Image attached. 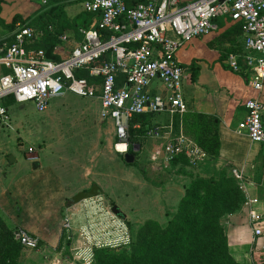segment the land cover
Listing matches in <instances>:
<instances>
[{
    "label": "built area",
    "instance_id": "2783aa9c",
    "mask_svg": "<svg viewBox=\"0 0 264 264\" xmlns=\"http://www.w3.org/2000/svg\"><path fill=\"white\" fill-rule=\"evenodd\" d=\"M39 1L41 11L49 7L50 0ZM81 6L89 23L77 26L81 39L60 59L47 57L45 49L33 46L45 31L29 21L16 20L9 34L0 37L1 123L9 119L3 103L9 97L17 103L31 101L42 112L51 98L70 91L100 101L101 118L113 126L115 151L128 152L131 129L140 130L141 137L164 141L154 159L165 168L183 156L197 165L205 152L182 133L172 132L173 118L187 111L182 95L187 68L177 52L187 41L217 30L220 19L242 23L244 32L241 51L228 53L224 66L240 75L250 73V85L256 90L264 85V0H146L132 5L124 0H81ZM46 30L60 43L73 40L66 31L55 34L52 24ZM77 70L88 77L76 76ZM154 80L162 82V92H150ZM243 104L246 116L240 129L252 142L264 144L262 103L250 98ZM162 114L169 116L168 122L142 125L138 119ZM118 146L125 150L118 151ZM233 175L240 182L241 175L235 170ZM256 202L246 198V203ZM248 216L255 235H260L255 224L264 213L251 208ZM65 222L68 226L69 218ZM15 230L22 246L39 248L37 237L22 228Z\"/></svg>",
    "mask_w": 264,
    "mask_h": 264
},
{
    "label": "crops",
    "instance_id": "0c3cea01",
    "mask_svg": "<svg viewBox=\"0 0 264 264\" xmlns=\"http://www.w3.org/2000/svg\"><path fill=\"white\" fill-rule=\"evenodd\" d=\"M1 1L0 18L4 23L9 24L16 14L21 15L23 12L21 11L22 0ZM124 1L132 5L138 1L146 0ZM54 3H59V1ZM31 4L37 5L34 2ZM80 4L81 0H71L64 5L63 10L69 21L75 22L74 19L79 16ZM39 12L41 10L37 13ZM88 23L86 18L80 23L75 22V30L71 28L63 30L70 34L73 40L70 43L56 41L50 50L51 55L56 56L55 59L65 56L70 48L81 39V35L77 32V26H87ZM238 30V24H234L228 19L223 21V25L219 26L218 24L217 30L204 37L193 38L179 48L177 58L187 68L182 81V95L187 105V111L181 117L173 118L172 132L174 135L182 133L198 145L206 154L204 163L207 167L212 166L215 170L226 168L233 177V170L241 175L240 182L234 178L244 195V200L238 210L227 214L224 218V222L227 224L229 252L239 264H264V219L255 224L261 230L260 235H255L248 216V211L251 208L260 214L264 213V144L252 142L245 130L240 129L239 126L246 116L243 103L250 98L258 99L262 103L264 125V85L260 90L254 89L250 85L252 79L250 73L246 75L235 73L220 61L219 49L221 47L232 42V38L243 40V35L240 37ZM10 31L11 28L0 24V37L8 35ZM224 32H227L230 37L228 38L227 35L223 37ZM43 37L44 34L33 43V46L46 49ZM191 62L197 66V73L194 77H192V68H190ZM162 89V86L160 88L155 87L154 84L150 86L151 93L162 92ZM10 104L6 105L7 111ZM66 109L67 107L64 105L55 109H49L47 106L41 113L47 110L46 118H48L64 114ZM164 115L166 116L164 118H161V115L151 117L145 115L144 123L147 121L166 123L169 121V116ZM95 123L94 131L97 133L102 132L106 126L108 127L102 133L105 135L108 153L111 152L113 150L112 124L110 121L103 120L101 116ZM106 123L108 124L106 125ZM43 126L46 127L45 124ZM136 132L139 131H134V133ZM163 142L162 140L154 141L156 146L151 152L153 156L158 153V148ZM133 145L136 149L141 150L139 143ZM63 146H65L63 142H59L56 146L51 142L45 148L36 147L29 151L31 148L29 147L23 158L24 169L13 177L9 176L6 169H0V219L11 227L16 225L17 227L15 226L14 229H25L37 237L39 248L36 251L52 252L59 249L57 246L62 234L60 224L64 209L69 212L70 217L77 213L86 218V215L89 214L88 210H83V212L80 210L81 207L89 203L88 201L72 202L71 198L77 192L87 190L92 184H96L99 189L98 193L100 191L106 193L105 189L100 188L99 181L102 180L87 163V161L93 160V156L96 160V155L93 152L97 146L93 145L92 151L83 152L82 157L75 153L73 148V157L64 154ZM53 150H57L59 154L54 153ZM114 152L124 159V153ZM159 155L161 157L162 153ZM12 157L13 160H9L16 163L18 158ZM208 163L211 165H207ZM175 165L192 167L185 156L175 159L171 166ZM246 198H256L257 202L246 203ZM56 256L60 258L59 255Z\"/></svg>",
    "mask_w": 264,
    "mask_h": 264
},
{
    "label": "rangeland",
    "instance_id": "374dc122",
    "mask_svg": "<svg viewBox=\"0 0 264 264\" xmlns=\"http://www.w3.org/2000/svg\"><path fill=\"white\" fill-rule=\"evenodd\" d=\"M22 2L23 12L21 15L16 14L20 19L29 21L41 10L39 0ZM33 2L37 5L31 4ZM79 9L80 14L74 21L80 23L86 18L88 21V14L82 10V6ZM240 44L242 45L241 42ZM152 83L157 88L162 86L160 80ZM61 104L67 107L66 113L48 118L47 110L38 112L31 101L10 104L9 119L6 123L0 122V169H6L11 177L22 171L25 167L23 158L29 147L45 148L51 142L55 146L63 142L64 154L73 157V148L82 157L83 152L92 151L91 147L95 145L97 148L93 153L96 160L93 156V160L87 163L102 180L99 181L100 188L105 189L106 193L100 191L96 196L82 200L81 203L89 202L80 209L81 212L90 211L86 218L77 213L70 217L69 212L64 209L60 224L62 243L58 250L52 252L36 251L37 249H29L19 244L7 249L4 243L7 242L9 231L16 225L11 227L0 219V264H99L103 255H119L122 246L128 247L131 243H136L138 232L147 221L157 222L163 227L170 219L179 215L181 199L186 190L192 189L193 183H197L196 189L202 199L222 186L230 190L226 191L227 197L221 195L217 201V214L220 216L218 224L227 240V224L224 218L229 211L220 212V207L231 208L232 212L238 210L242 203L236 179L226 168H209L204 163L205 159L192 167L170 165L165 168L151 153L156 146L155 140L142 138L141 132H131L130 153L134 155L135 161L126 163L122 156L114 152V147L108 153L105 135L102 133L108 127L100 133L94 131L95 122L100 117V102L97 98L81 97L66 91L63 96L51 99L48 106L49 109H55L61 107ZM161 116L166 117L163 114ZM134 143H139L141 150L136 149ZM53 152L58 153L57 150ZM9 156H15L18 161L11 162ZM113 204L119 206L125 217L111 212ZM66 218H69L68 226H65Z\"/></svg>",
    "mask_w": 264,
    "mask_h": 264
},
{
    "label": "trees",
    "instance_id": "16d2710c",
    "mask_svg": "<svg viewBox=\"0 0 264 264\" xmlns=\"http://www.w3.org/2000/svg\"><path fill=\"white\" fill-rule=\"evenodd\" d=\"M56 1L58 0H50L49 7L46 10L37 13L29 20L30 24L44 29L43 43H46V49H44L47 57L50 56L53 59L56 56H52L50 50H52L57 39L55 35L47 32V25L52 24L54 26L55 34H60L65 29L71 28L75 30V22L69 21L63 10L65 4L54 3ZM1 2L0 0V10ZM19 19L20 17L15 15L12 21L6 24L0 18V24L12 28L14 22ZM218 24L219 26L223 25V20H218ZM234 24H238V34L240 37L243 35L244 38L242 23L234 22ZM224 33L223 37L224 35H227L228 38L230 37L227 32ZM240 39L232 38V42L219 49L220 61L223 65L228 53L241 51L242 45H239V43H242L243 40L241 41ZM190 66L192 68V77H194L197 73V66L193 62H191ZM75 73L78 77H88L83 70H77ZM13 102L10 97L3 101L5 105ZM147 116L149 117L150 115ZM145 117L144 115L138 118L142 121V125H144ZM133 131L134 129H131V132ZM138 131L140 132V130ZM130 147L128 148L129 152ZM236 184L238 186L237 181ZM196 186L197 183H193L191 185L192 189L186 190L180 202V214L172 220L170 219L166 226L161 227L157 222L147 221L143 228L139 230L136 243H131L128 247L122 246L121 254L119 255L113 256V253L109 254V256L103 255L99 259V264H117V262L122 264H239L231 256L226 236L218 224L220 217L217 214L218 197L221 195L224 198L227 197L226 191L230 190L222 186L212 190L202 199ZM240 198L242 203L244 200L242 192H240ZM223 210L224 212L229 211L228 214L234 212H230L231 208L224 207L221 209L220 207V212H223ZM14 230L9 231L7 242L4 243V247L7 249H12L16 244L21 245L15 239ZM62 239L63 236H61L57 248H60Z\"/></svg>",
    "mask_w": 264,
    "mask_h": 264
},
{
    "label": "water",
    "instance_id": "95a60500",
    "mask_svg": "<svg viewBox=\"0 0 264 264\" xmlns=\"http://www.w3.org/2000/svg\"><path fill=\"white\" fill-rule=\"evenodd\" d=\"M124 156V160L126 163H132L135 159L134 155L132 153H130L129 151L128 152H125L123 154ZM10 160H13V157L12 156H9L8 157ZM98 186L96 184H92L91 187L87 190H82V191H79L77 192L72 198V202L74 203H77V202H80L82 200H85V199H88V198H92L94 196H96L98 194ZM111 212L115 215H118V216H121V217H125V214L122 212V210L119 208V206L117 204H113L111 206ZM14 234L17 238V231L15 230L14 231Z\"/></svg>",
    "mask_w": 264,
    "mask_h": 264
},
{
    "label": "bare ground",
    "instance_id": "6f19581e",
    "mask_svg": "<svg viewBox=\"0 0 264 264\" xmlns=\"http://www.w3.org/2000/svg\"><path fill=\"white\" fill-rule=\"evenodd\" d=\"M118 151H124L125 150V148H124V146H118Z\"/></svg>",
    "mask_w": 264,
    "mask_h": 264
}]
</instances>
